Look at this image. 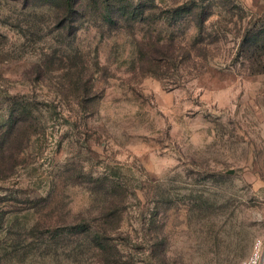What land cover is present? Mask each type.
<instances>
[{
  "label": "rangeland",
  "instance_id": "obj_1",
  "mask_svg": "<svg viewBox=\"0 0 264 264\" xmlns=\"http://www.w3.org/2000/svg\"><path fill=\"white\" fill-rule=\"evenodd\" d=\"M75 11L0 0V264H241L264 233V51L243 45L264 0Z\"/></svg>",
  "mask_w": 264,
  "mask_h": 264
},
{
  "label": "trees",
  "instance_id": "obj_2",
  "mask_svg": "<svg viewBox=\"0 0 264 264\" xmlns=\"http://www.w3.org/2000/svg\"><path fill=\"white\" fill-rule=\"evenodd\" d=\"M38 1L41 2L42 4H46L51 7H54L57 10H64L66 12L70 11L71 13L76 12L75 10L77 9V4H78V0H38ZM184 12L191 13L192 16L197 19L196 24L199 29H202L204 27V24L206 23L208 17L210 16L206 8L202 6L195 7V5H192V6L190 5L189 7L184 9ZM245 43L249 44L250 47H254L253 51L251 49H250L251 51L248 49H245V54L250 56V58L255 57L256 60L254 61V63H256V61L258 62L260 51L262 52L264 51V24L259 27H255L254 29L249 31V33L245 35L243 45ZM154 52H157V50H154ZM161 52L162 53L160 55L165 56V60H169V61L174 60L175 55L172 49L161 51ZM243 52H244V49H243ZM154 61H152V63L154 64L152 65V67L159 68L160 67L159 62L154 63ZM258 65L259 66L262 65L260 61L258 62ZM262 70H263L262 68L255 69V71L257 72H261ZM84 230H85L84 225H76L72 228V232L74 233H80V232H83ZM115 263L116 264H132L129 261H127L126 263L123 262V260L120 257H118V259H116L113 262V264ZM106 264H111L110 260H107Z\"/></svg>",
  "mask_w": 264,
  "mask_h": 264
},
{
  "label": "clouds",
  "instance_id": "obj_3",
  "mask_svg": "<svg viewBox=\"0 0 264 264\" xmlns=\"http://www.w3.org/2000/svg\"><path fill=\"white\" fill-rule=\"evenodd\" d=\"M251 223L264 224V218L251 221ZM241 264H264V233L254 237L250 250L242 259Z\"/></svg>",
  "mask_w": 264,
  "mask_h": 264
},
{
  "label": "built area",
  "instance_id": "obj_4",
  "mask_svg": "<svg viewBox=\"0 0 264 264\" xmlns=\"http://www.w3.org/2000/svg\"><path fill=\"white\" fill-rule=\"evenodd\" d=\"M262 218H264V202H263V205H262Z\"/></svg>",
  "mask_w": 264,
  "mask_h": 264
}]
</instances>
